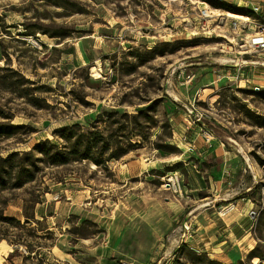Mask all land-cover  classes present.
I'll return each instance as SVG.
<instances>
[{"label": "rangeland", "instance_id": "374dc122", "mask_svg": "<svg viewBox=\"0 0 264 264\" xmlns=\"http://www.w3.org/2000/svg\"><path fill=\"white\" fill-rule=\"evenodd\" d=\"M262 5L0 0V123L24 125L0 154L62 146L56 132L74 124L142 142L103 167L39 163L34 181L1 191L0 264H177L185 246L264 264L248 258H264V50L246 46L258 28L233 35L227 14L254 19ZM150 105V129L126 115ZM176 171L182 195L163 185Z\"/></svg>", "mask_w": 264, "mask_h": 264}, {"label": "trees", "instance_id": "16d2710c", "mask_svg": "<svg viewBox=\"0 0 264 264\" xmlns=\"http://www.w3.org/2000/svg\"><path fill=\"white\" fill-rule=\"evenodd\" d=\"M154 105H150L146 109H140L136 114L126 115L130 117L131 121L136 125H141V118H144L147 122L146 128L150 129V127L155 126L154 123L156 121L155 116L151 114V111H155ZM115 113L119 114L118 111L114 113L109 112L108 114L111 122H113L111 117L116 115ZM165 125L169 126V122L166 121ZM21 128H24V125L0 123V138L9 139L15 135V131ZM122 129H124V126L119 127L117 131L120 132ZM133 132L132 135L134 137L139 136L143 141L148 140V132L143 133L139 131L137 126ZM56 133L63 141L62 146L47 139L37 143L31 151H9L6 156L0 154V193L9 188H21L26 183L34 181L36 177L34 171H40L42 169L39 163L59 166L68 164L72 161H89L99 167H103L108 162L120 159L127 154L132 147L142 143L140 140L137 142H130L129 148L120 147L119 143L121 140L112 138L117 135L116 131L112 133L105 132L98 124L93 125V129L88 130H84L80 124L64 126ZM156 146L159 149L170 152L177 150L176 147L169 143L156 144ZM35 154H39V156ZM26 216L28 221L31 216L29 214H26ZM4 219L15 220V218L12 217H4ZM183 253L185 260H182ZM175 254L177 255V264H203L201 261H207V264H226L210 258L206 252L198 251L189 246L178 249ZM256 257L264 259L258 254V247H255L248 255L249 260ZM239 264L244 263L240 261Z\"/></svg>", "mask_w": 264, "mask_h": 264}, {"label": "built area", "instance_id": "2783aa9c", "mask_svg": "<svg viewBox=\"0 0 264 264\" xmlns=\"http://www.w3.org/2000/svg\"><path fill=\"white\" fill-rule=\"evenodd\" d=\"M254 10L258 13H263V9L260 6H255ZM210 12L208 10L202 11V16L206 17L209 16ZM252 21H254L252 25ZM252 26L255 27L256 32L250 36V38L246 42V46L253 49H263L264 50V16L259 14V17L257 18H250V17H243V18H236L234 21H232V30L233 35H241L242 31L244 29H252ZM241 31V32H240ZM235 38V37H234ZM206 138L208 140H211L212 136L210 134L206 135ZM164 187L168 189L169 191H172L175 194L182 195L183 189H182V175L179 174V172H172L167 177H165L164 180ZM189 230V228H187Z\"/></svg>", "mask_w": 264, "mask_h": 264}, {"label": "bare ground", "instance_id": "6f19581e", "mask_svg": "<svg viewBox=\"0 0 264 264\" xmlns=\"http://www.w3.org/2000/svg\"><path fill=\"white\" fill-rule=\"evenodd\" d=\"M213 12H214V10H213ZM228 14V16L229 17H233V18H243V16H241V15H237V14H233V13H227ZM209 16H211V15H209ZM214 16V15H213ZM43 39H44V41H47V39H46V36H43ZM96 75L98 76V73H96ZM210 89H206L205 91H204V93L205 94H209V91ZM94 166H95V164H94Z\"/></svg>", "mask_w": 264, "mask_h": 264}, {"label": "crops", "instance_id": "0c3cea01", "mask_svg": "<svg viewBox=\"0 0 264 264\" xmlns=\"http://www.w3.org/2000/svg\"><path fill=\"white\" fill-rule=\"evenodd\" d=\"M264 1V0H263ZM262 9H263V13H264V5H262ZM47 42L45 41V42H43V44H46ZM196 237L198 236L197 234L195 235ZM224 242H227V241H224ZM193 247H195L194 249H196V246H193ZM197 250V249H196ZM199 251V250H198Z\"/></svg>", "mask_w": 264, "mask_h": 264}]
</instances>
